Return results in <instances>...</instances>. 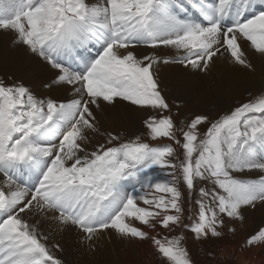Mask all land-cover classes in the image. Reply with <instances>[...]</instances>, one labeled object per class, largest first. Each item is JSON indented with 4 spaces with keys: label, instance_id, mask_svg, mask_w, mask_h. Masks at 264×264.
<instances>
[{
    "label": "snow or ice",
    "instance_id": "6c2138e0",
    "mask_svg": "<svg viewBox=\"0 0 264 264\" xmlns=\"http://www.w3.org/2000/svg\"><path fill=\"white\" fill-rule=\"evenodd\" d=\"M0 31L55 70L45 89L72 93L41 98L0 80V264H63L44 223L77 229L89 250L108 233L150 239L167 264H195L183 233L159 230L221 238L245 212H264V92L178 126L172 109L183 105L168 102L155 71L178 63L206 75L218 58L253 69L241 41L264 56V0H0ZM141 45L152 52L138 57ZM162 47L178 54L162 57ZM118 101L152 110L149 137L175 147L103 128ZM181 183L196 193L187 223ZM245 245L264 246V227Z\"/></svg>",
    "mask_w": 264,
    "mask_h": 264
},
{
    "label": "bare ground",
    "instance_id": "6f19581e",
    "mask_svg": "<svg viewBox=\"0 0 264 264\" xmlns=\"http://www.w3.org/2000/svg\"><path fill=\"white\" fill-rule=\"evenodd\" d=\"M88 2L95 3L96 0H88ZM14 40V33L3 31L0 38V48L3 52L2 65L12 75L22 80L38 97L60 96L63 98L65 95L72 97L70 89L66 93L55 89H45L42 85L52 77L55 70L40 60L39 57L28 53L23 45L14 43ZM241 44L245 57L253 65V69L234 65L226 58L216 59L206 75L196 69L185 68L178 63L158 64L155 71L160 80L163 94L167 98L171 95H177L195 104L204 103L205 105H209L227 101L228 97L234 96L243 89L263 90L264 56L256 53L251 48L249 42L242 40ZM133 51L140 57L151 53L152 49L141 45L134 48ZM157 54L162 57H174L178 53L176 49L162 47L158 50ZM148 111L149 109L140 110L135 106L129 105L127 102L118 101L115 110H109L101 115V124L103 128L117 131L119 128H122L124 122L130 121L135 123L138 119L145 116ZM114 122H120L121 124L113 126ZM98 139L99 137H95L93 144ZM2 180L3 176L0 175V181ZM137 226H139L138 222ZM233 226L240 239L243 240L249 233L259 227H264V212H245V220L242 223L238 221L234 222ZM42 228L49 234L52 244H59V249L53 248L52 251L65 264H83V262L85 264H97L94 255H92L94 251H96L94 252L96 256H100L101 253L107 254L105 251L110 244H113L114 240H118V243H121L119 242L121 238L115 234H112L111 238H109V234L105 233L99 239L97 246L89 251L87 244L81 241L80 234L75 228L61 231L55 228V226L50 227L48 223H44ZM143 229L148 231L149 234L151 233L149 228ZM122 240H124L123 245H125L126 239ZM97 248L98 250H95ZM121 249L118 248L116 250L121 251ZM140 250L143 251L144 248L140 246ZM219 250L222 255H234L236 257V264H262L264 262V246H251L235 253V246L224 242ZM110 253H115V251L110 250ZM146 264H155V260L151 259Z\"/></svg>",
    "mask_w": 264,
    "mask_h": 264
},
{
    "label": "rangeland",
    "instance_id": "374dc122",
    "mask_svg": "<svg viewBox=\"0 0 264 264\" xmlns=\"http://www.w3.org/2000/svg\"><path fill=\"white\" fill-rule=\"evenodd\" d=\"M3 31H0V38L2 37ZM3 52L0 48V80H2L5 84H12L16 82H23L22 80L16 78L14 75H12L5 66L2 65L3 58H2ZM24 83V82H23ZM25 84V83H24ZM27 86V85H26ZM264 92V89L259 91L257 89H243L236 93L234 96L228 97L227 101H224L222 103L217 104H207L204 103H192V101H187L182 97H179L177 95H171L168 99V102L170 104L175 105L177 102L181 103L183 106L180 108V113L177 116L176 115V108L175 106L172 109V115L174 119L176 120L178 126L179 122L181 120L185 122H190L192 118H194L197 114H204L209 116L211 120H215L221 115L227 114L232 108L235 106H238L239 104L245 102L246 100L253 99L257 97L259 94ZM155 113L152 112V110L149 109L148 112H146L145 116L138 119L137 122H130L126 121L124 122V125L122 128L118 129L117 131H113L115 134L119 135L121 137V141L128 140L131 138H134L136 136H140L141 139L145 142L149 143H173V146L175 147L174 142L169 141L167 138H161L157 141H152L151 138L148 135V130L144 126L143 121L147 119L149 115H153ZM121 124L120 122H114L113 126ZM134 124V125H133ZM207 125H201L199 126V132L201 133V137L203 136V133L206 131ZM182 139V137H181ZM168 141V142H167ZM103 142V141H101ZM180 158L182 159V149L180 150ZM178 162V161H177ZM260 173L254 172L250 175L254 178ZM256 175V176H255ZM205 185L203 184H197V189L199 187H203ZM181 191L184 193L183 196V207L185 209V223L189 222L187 220V216L190 214V203L191 201H194L196 197V193L194 192L192 194V197L190 198L188 196V193L185 189V186L181 183L180 184ZM195 205H191V211H195ZM142 228H147V226L139 225ZM151 235H155L156 233L153 232L151 229H149ZM160 236L158 238H163L164 236H179L181 233H183L185 239L182 241L183 245L186 246L189 255L191 259L195 262V264H236V257L234 255L229 256L227 254V259H222L223 256L220 252V246L224 242L234 245L235 246V253L238 252L241 249L248 248L250 246L245 245L243 248H241V245L243 244L245 238L240 239L238 233L235 231L234 235L233 233H225V235L221 238H213L208 240H201L197 241L193 238V234L188 230L184 228H176L174 231L169 232L168 230L160 229ZM229 235V236H228ZM236 237V238H235ZM118 243V240H114L110 244L106 251L107 254L101 253L100 256H96V251L92 253L94 255L96 263L97 264H146L151 259L155 260V264H167L166 260L160 256L155 251L154 246L151 243L150 239H145L143 241L140 240H126L125 245L124 240L120 239ZM148 244V245H147ZM124 246V247H123ZM140 246L144 248L143 251L140 250ZM257 246V245H256ZM122 248L121 251H117L116 249ZM127 248V249H125ZM95 250H98L95 249ZM110 250H114L115 253H110ZM90 251V250H89ZM87 256V255H86ZM154 256V257H153ZM88 257V256H87ZM58 258V257H56ZM58 259L61 260L59 257ZM62 261V260H61ZM264 262H262L263 264ZM63 264H65L63 262ZM67 264V263H66ZM76 264H82V263H76ZM83 264H85L83 262Z\"/></svg>",
    "mask_w": 264,
    "mask_h": 264
}]
</instances>
